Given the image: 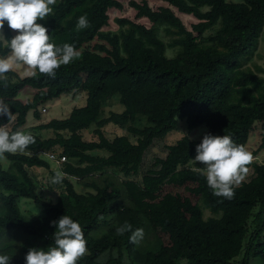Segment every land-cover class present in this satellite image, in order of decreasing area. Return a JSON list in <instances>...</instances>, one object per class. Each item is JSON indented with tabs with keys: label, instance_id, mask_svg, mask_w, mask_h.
Masks as SVG:
<instances>
[{
	"label": "trees",
	"instance_id": "1",
	"mask_svg": "<svg viewBox=\"0 0 264 264\" xmlns=\"http://www.w3.org/2000/svg\"><path fill=\"white\" fill-rule=\"evenodd\" d=\"M154 4L128 0L133 18L120 14L113 29L111 11L123 10L121 0H57L52 14L37 23L47 28L50 42L71 44L82 55L61 65L55 78L12 70L7 86L0 82V98L13 117L0 115V126L13 132L26 124L29 111L40 119L39 107L61 95L86 96L66 117L33 127L51 130V136L30 132L36 142L25 153L0 157V255H8L9 264H25L29 248L54 245L50 222L62 215L84 231L88 252L77 264L264 261V162L250 164L252 176L234 188L232 199L214 196L204 172L196 170L204 168L190 165L205 133L229 135L245 146L259 123L264 147V76L242 66L263 31L264 0ZM181 13L196 21L187 26ZM81 15L90 26L78 31ZM0 31L6 39L17 34L7 22ZM167 48L175 52L168 56ZM8 55L0 43V57ZM25 91L30 96L21 98ZM114 94L123 109L100 118ZM139 115L147 125L135 124ZM108 125L124 131L108 136ZM91 126L93 138H83ZM178 129L182 135L167 142ZM47 153L60 163L61 184L50 182L57 170ZM43 169L46 191L38 180ZM22 202L42 214L24 213ZM125 222L143 230L138 243L129 242L131 232L117 234Z\"/></svg>",
	"mask_w": 264,
	"mask_h": 264
},
{
	"label": "clouds",
	"instance_id": "2",
	"mask_svg": "<svg viewBox=\"0 0 264 264\" xmlns=\"http://www.w3.org/2000/svg\"><path fill=\"white\" fill-rule=\"evenodd\" d=\"M57 0H0V30L5 22L17 34L6 39L0 31V43L10 49V55L0 57V82L7 86V73L17 65L26 66L24 75L36 77L37 70L50 78H55L56 70L61 65H68L82 53L73 45L56 46L50 42L48 30L37 23L53 12L50 5ZM90 26L86 15H81L76 24L77 30ZM0 115L12 117L8 104L0 98ZM31 133L21 130L10 131L7 126H0V157L4 153H25L29 145L35 144ZM196 155L193 161L200 162L209 188L214 196L232 199L234 188L244 181L248 174V165L253 163L252 152L243 144H236L229 135H212L205 133L201 142L196 145ZM29 155L31 153H28ZM64 174L57 170L50 178L53 184H61ZM102 219V217H100ZM55 225L53 233L54 245L47 250L29 248L25 255V264H77V261L88 252L84 231L79 222L68 215H62L58 220L51 221ZM118 235L131 232L130 243H138L143 236V230H133L132 225L125 222L116 229ZM8 255H0V264H9Z\"/></svg>",
	"mask_w": 264,
	"mask_h": 264
},
{
	"label": "rangeland",
	"instance_id": "3",
	"mask_svg": "<svg viewBox=\"0 0 264 264\" xmlns=\"http://www.w3.org/2000/svg\"><path fill=\"white\" fill-rule=\"evenodd\" d=\"M124 4L123 10L121 11H111V23H112V27L113 29H117V24L116 22L113 20V18L118 17L121 15L123 16H127L130 18H133V15L135 13V10H133L131 7L129 8V6L127 5L128 0H121ZM228 2H239L240 0H226ZM149 3H151L152 5H156L154 4L156 2V0H148ZM154 2V3H153ZM182 14V13H181ZM191 15L188 14H182V20L185 22V24L187 26H190V24L192 22H195L196 20L193 17H190ZM141 22L150 25V23H148L145 18L140 19ZM177 50V49H176ZM175 52V50L173 49H166V54L168 56L171 55V53ZM242 66L243 68H250L254 71H256L258 74L264 76V27H263V31L260 34L259 37V41L258 44L256 46V48L253 50V52L247 56L246 58H244L242 60ZM14 70H17L19 72V74L21 76L24 75V72L26 71V66L23 65H17L14 67ZM21 98H26L29 97L30 94L28 92H22L19 95ZM85 94L83 92H77L76 94H68V95H61L60 97L49 101L47 103H45L43 106L39 107V110L41 111V117L40 119H37L33 116L32 112L29 111L27 114V121L26 124L22 127V131L26 132V133H30L33 131H37L41 137H48L51 136L53 134V132L51 130H34L33 127L39 123H43V122H47L48 120H50L51 118H62V117H66L71 109L73 107L76 106H80L83 105L85 103ZM123 109V105L119 102V96L118 94H114L110 99L106 100L104 104H102L101 106V113H100V118L107 116L109 111H121ZM135 124H137L138 126L142 127L144 125H147V121L145 119V117L143 116H138ZM184 122L182 120L179 121V127L183 126ZM259 123H255L254 127L250 133V136L248 137V142L246 143L245 147L248 151L252 152L253 157H254V161L257 162H264V147L263 148H259V143H260V131L258 133V128H259ZM94 128V126H91L85 130L82 131V136L85 139H90L93 138V134H92V129ZM200 129H205L204 126H200ZM107 130V135L108 136H112L117 132H123V129H118L115 127H112L110 125H108L106 127ZM182 135V130L178 129L176 131H173L168 137L169 139L167 140V142H171L174 139L180 137ZM195 136L200 137L201 133L195 134ZM1 160L3 161V163H5V165L8 164V162L1 158ZM50 162V168L54 169V170H59L61 168L60 163H54V161L52 159L49 160ZM191 166H193L194 168H205V166L203 164H201L200 162H196V164H193V161H191L190 163ZM248 174L246 175L245 180H248L252 174H253V170H252V166H248ZM41 176L38 177V180H40V184L42 182V186L44 188V190H47V187H44V183L46 180V176H47V170L43 169L41 170ZM32 174H36L33 173ZM76 189L78 191L84 190L82 189V187L76 186ZM23 200V198L20 199V201ZM21 209L24 213L29 214V215H34L35 213H39L42 214V209L41 208H37V207H33L31 202H22L21 203ZM210 211L208 209H206L205 211V216H209ZM264 236V233H263ZM238 260L241 259V256H239L237 258ZM234 259L232 261L231 264H238L237 260ZM181 264H185V261L182 260ZM250 264H264V261L261 262L259 261V259H255V258H251L250 259Z\"/></svg>",
	"mask_w": 264,
	"mask_h": 264
},
{
	"label": "built area",
	"instance_id": "4",
	"mask_svg": "<svg viewBox=\"0 0 264 264\" xmlns=\"http://www.w3.org/2000/svg\"><path fill=\"white\" fill-rule=\"evenodd\" d=\"M48 157L51 158V159H55L56 156L54 153H47ZM61 160H63V157L60 158Z\"/></svg>",
	"mask_w": 264,
	"mask_h": 264
}]
</instances>
